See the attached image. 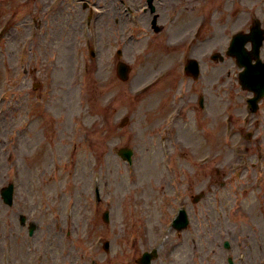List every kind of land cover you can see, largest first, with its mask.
<instances>
[{
  "label": "rangeland",
  "instance_id": "1",
  "mask_svg": "<svg viewBox=\"0 0 264 264\" xmlns=\"http://www.w3.org/2000/svg\"><path fill=\"white\" fill-rule=\"evenodd\" d=\"M145 6L0 0V26L12 21L0 45V116L7 114L0 122V195L15 185L12 206L0 196V264H132L158 247L161 230L169 241L153 264H228L229 257L264 264V172L256 168L264 105L257 130L248 128L255 131L249 166L238 173L240 155L223 142L224 120L242 129L235 117L247 95L237 88L234 60L211 59L225 56L253 18L264 24V0H159V33ZM91 14L94 28L86 23ZM178 25L185 27L181 39L169 48ZM189 58L202 66L197 82L182 74ZM120 61L129 67L125 81L117 75ZM160 75L169 79L154 85ZM122 148L133 149L132 165L118 156ZM180 196L190 225L172 234ZM22 217L36 224L32 237Z\"/></svg>",
  "mask_w": 264,
  "mask_h": 264
},
{
  "label": "water",
  "instance_id": "2",
  "mask_svg": "<svg viewBox=\"0 0 264 264\" xmlns=\"http://www.w3.org/2000/svg\"><path fill=\"white\" fill-rule=\"evenodd\" d=\"M152 11H154V8L152 9ZM159 29H157V31H158ZM238 41H239V38L237 39ZM237 43V42H236ZM240 43V45H237V44H235V46H234V49H240L239 50V52L240 53H242V54H244V52H242V45L245 43L244 41H242V42H239ZM254 57H257V54L255 53V55H254ZM261 68V67H260ZM260 70V69H259ZM119 71H120V75H121V77H122V79H126V76H124V74H126V72L128 73V68L126 67V66H122V65H120L119 66ZM249 76H250V73L247 75V78H249ZM260 77H258V79H259ZM264 88V78L262 77L261 78V83H260V85H258L257 87H255V90H262ZM127 154V158L128 159H130V153H126ZM5 197H7V199H6V202H8V203H11V201H12V190H9V192L7 191V193H6V195H5ZM226 246H228V244L226 243Z\"/></svg>",
  "mask_w": 264,
  "mask_h": 264
},
{
  "label": "bare ground",
  "instance_id": "3",
  "mask_svg": "<svg viewBox=\"0 0 264 264\" xmlns=\"http://www.w3.org/2000/svg\"><path fill=\"white\" fill-rule=\"evenodd\" d=\"M230 4V3H229ZM210 18L212 19L213 18V16L211 15L210 16ZM184 28L185 27H181V25H178L177 26V28H175V29H173V31L171 32V35L169 36L171 39V41H170V43L169 44H167V46L170 48L172 45H174L175 44V42L177 41V40H180L181 39V34H182V32H183V30H184ZM67 50V51H66ZM188 53H190L191 52V50H188L187 51ZM68 53V54H67ZM70 52H68V49H65V54H64V59H65V62L67 63L66 65L68 66V67H70V54H69ZM144 68V71H143V73L144 72H146V71H150V64L148 65V66H144L143 67ZM148 75V74H147ZM146 76V75H145ZM144 76V77H145ZM161 86V85H160ZM159 86V87H160ZM159 87L152 93V94H154L155 92H157L158 90H159Z\"/></svg>",
  "mask_w": 264,
  "mask_h": 264
},
{
  "label": "flooded vegetation",
  "instance_id": "4",
  "mask_svg": "<svg viewBox=\"0 0 264 264\" xmlns=\"http://www.w3.org/2000/svg\"><path fill=\"white\" fill-rule=\"evenodd\" d=\"M260 55L263 57L264 59V42H263V45L261 47V52H260Z\"/></svg>",
  "mask_w": 264,
  "mask_h": 264
}]
</instances>
